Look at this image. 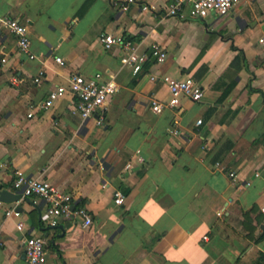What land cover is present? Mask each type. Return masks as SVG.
<instances>
[{
	"label": "crops",
	"instance_id": "0c3cea01",
	"mask_svg": "<svg viewBox=\"0 0 264 264\" xmlns=\"http://www.w3.org/2000/svg\"><path fill=\"white\" fill-rule=\"evenodd\" d=\"M86 1L0 0V189L16 191L20 168L68 191L94 216L88 227L69 217L51 226L38 195L0 201V264H29L31 235L47 240L44 264H257L264 251V0H241L226 15L205 18L189 6L169 14L174 0H137L128 10L126 0H92L82 11ZM8 17L26 23L37 58L19 47L2 21ZM105 32L129 37L141 53L158 44L167 57L150 56L134 72L121 63V46L101 43ZM96 71L121 85L105 124L83 119L70 93L41 106L73 74ZM166 75L191 76L202 99L183 96L155 113L152 101L170 97ZM116 189L123 204L114 201ZM19 206L20 215L8 216Z\"/></svg>",
	"mask_w": 264,
	"mask_h": 264
},
{
	"label": "built area",
	"instance_id": "2783aa9c",
	"mask_svg": "<svg viewBox=\"0 0 264 264\" xmlns=\"http://www.w3.org/2000/svg\"><path fill=\"white\" fill-rule=\"evenodd\" d=\"M137 0H126L124 9L128 10L132 2ZM247 1V0H246ZM241 0H174L169 10V14L180 11L183 6H189V12L194 17L205 18L213 14L226 15L232 7ZM143 9L155 8L151 4H143ZM3 23L16 36L19 47L26 52L31 59L37 58L36 53L31 47V40L26 23L19 17H8L2 19ZM100 41L107 48L121 46L125 55L121 59L123 65H130L134 72L141 69L142 64L151 57L160 62L167 57L166 50L156 44L152 48L150 54L141 53L139 45L129 37L120 34L114 35L108 32L100 36ZM259 41L264 42V37H259ZM56 61L64 63V57L57 55ZM6 59H3L5 61ZM45 77V71L40 70L34 78L35 82H40ZM153 79V77H152ZM163 82L167 84L170 97L167 100H153L151 109L155 113H160L168 107H174L179 104L183 96L191 98L197 102L204 95V88L194 82L191 76L183 78L163 76ZM121 89L116 75H105L103 71H96L90 76L82 73L73 74L68 84H58L51 90L49 97L42 102V107L50 108L57 99L67 94H71L74 110L81 114L83 119L95 117L98 124H105L106 115L110 106V100ZM33 115V112L28 114ZM200 123V120H198ZM178 132V129L175 130ZM142 159V157H140ZM217 163L216 165H218ZM131 166L130 164L127 167ZM16 177L13 180V186L16 191L22 192L24 195H38L46 202V211L49 217V225L54 226L60 222L61 217H69L76 219L82 227H88L94 222V216L87 206L77 202L74 195L65 191L49 180L40 179L29 176L23 169H16ZM229 174L235 177V173L229 171ZM114 201L117 204H123L125 194L120 189L114 192ZM264 210V207H263ZM8 216L13 214L20 215L22 213L19 207L10 208ZM19 229L24 227L23 222L17 224ZM206 239V236H204ZM47 240L43 236L31 235L25 239L24 250L27 254L29 264H44L48 261V251H46Z\"/></svg>",
	"mask_w": 264,
	"mask_h": 264
},
{
	"label": "water",
	"instance_id": "95a60500",
	"mask_svg": "<svg viewBox=\"0 0 264 264\" xmlns=\"http://www.w3.org/2000/svg\"><path fill=\"white\" fill-rule=\"evenodd\" d=\"M21 198H28V195H24L20 191H14L9 189H0V201L12 203V201L20 200ZM19 208H22V206H19Z\"/></svg>",
	"mask_w": 264,
	"mask_h": 264
},
{
	"label": "trees",
	"instance_id": "16d2710c",
	"mask_svg": "<svg viewBox=\"0 0 264 264\" xmlns=\"http://www.w3.org/2000/svg\"><path fill=\"white\" fill-rule=\"evenodd\" d=\"M91 1L92 0L86 1L82 11L86 10L90 6ZM262 236H264V231L259 235V237H262ZM259 237H257L256 239H259ZM257 264H264V251H260V255H259V258L257 260Z\"/></svg>",
	"mask_w": 264,
	"mask_h": 264
}]
</instances>
